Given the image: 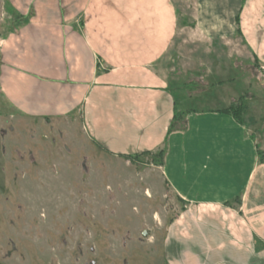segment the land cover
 <instances>
[{"label": "crops", "instance_id": "obj_1", "mask_svg": "<svg viewBox=\"0 0 264 264\" xmlns=\"http://www.w3.org/2000/svg\"><path fill=\"white\" fill-rule=\"evenodd\" d=\"M9 3L27 22L2 42L7 100L31 117L80 110L87 134L116 155L166 143L164 175L185 204L166 240L171 264H264V143L225 111L236 96L200 108L186 98L187 128L170 131L179 105L164 74L179 31L173 0H107L105 15L95 0ZM196 14L200 36L240 30L264 66V0H200Z\"/></svg>", "mask_w": 264, "mask_h": 264}, {"label": "rangeland", "instance_id": "obj_2", "mask_svg": "<svg viewBox=\"0 0 264 264\" xmlns=\"http://www.w3.org/2000/svg\"><path fill=\"white\" fill-rule=\"evenodd\" d=\"M103 1L95 0L101 15ZM173 3L179 31L164 74L177 112L185 114L181 103L189 97L186 106L200 108L207 98L243 95V120L263 144L264 66L240 34L199 35L200 0ZM26 22L9 0H0V57L3 40ZM231 80L236 83L224 94L213 87L204 92ZM186 128L182 116L172 131ZM164 148L116 155L91 139L80 110L31 117L0 90V264H171L166 240L185 204L165 178Z\"/></svg>", "mask_w": 264, "mask_h": 264}, {"label": "trees", "instance_id": "obj_3", "mask_svg": "<svg viewBox=\"0 0 264 264\" xmlns=\"http://www.w3.org/2000/svg\"><path fill=\"white\" fill-rule=\"evenodd\" d=\"M238 33H240V30H238ZM222 82H219L217 84H220ZM216 86V84H213L212 86H210L207 90H209L210 88ZM207 90H205L204 92H206ZM203 92V93H204ZM177 106H175V115H174V120H173V124L171 125V129L170 131L172 132V127L174 126V123L178 120H180L182 118V116H185V114L183 115L182 112H177ZM248 110V105L245 102L244 96L242 95L240 97L239 100L233 101L232 104L225 110L226 112H229L233 115V117L238 121V122H242L243 121V117L245 112ZM180 114V115H179ZM167 151V146L165 143V148L162 150V154L164 155ZM152 153V151H144V152H140V153H134V154H120L121 156H133V155H139V154H143V155H148ZM259 156L261 160H264V151H259ZM164 164V161L162 163V165Z\"/></svg>", "mask_w": 264, "mask_h": 264}]
</instances>
